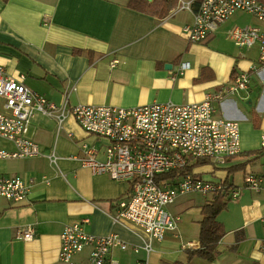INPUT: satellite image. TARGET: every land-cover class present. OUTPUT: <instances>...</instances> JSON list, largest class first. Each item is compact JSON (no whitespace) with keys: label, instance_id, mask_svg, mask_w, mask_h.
Wrapping results in <instances>:
<instances>
[{"label":"crops","instance_id":"1","mask_svg":"<svg viewBox=\"0 0 264 264\" xmlns=\"http://www.w3.org/2000/svg\"><path fill=\"white\" fill-rule=\"evenodd\" d=\"M128 0H0V66L6 75L23 76V84L55 104L67 95L77 104L135 107L153 102H199L208 91L226 84L240 71L258 64V47H238L228 37L235 26L255 24L236 12L201 42H189L181 27L192 22V10H175L157 18L127 7ZM263 1L264 0H260ZM117 60L115 66L111 62ZM180 63L188 67L178 72ZM171 65L170 66H168ZM218 116L239 121L240 152L223 163L192 168L205 180L231 185L230 198L217 219L225 233L211 260L193 257L187 264H264V67L251 72L249 89L216 105ZM28 136L40 155L0 158V178L21 176L33 181L26 198L14 202L0 196V264H64L59 260V235L64 225L87 217L94 235L116 233L127 249L113 248L117 264L186 262L187 251L199 247V221L206 196L183 194L166 209L177 217L176 228L161 241L151 240L137 227L114 221L120 200L132 194L131 181L107 173H92L81 163L82 144L97 146L100 157L108 140L85 132L71 116L61 125L36 112ZM0 149L11 151L1 139ZM54 153L56 161L47 155ZM231 167V170H229ZM246 174L262 179L258 191L244 185ZM199 195L193 200L183 196ZM26 224L34 226L29 241L17 238ZM192 246L188 247L187 244ZM136 246L138 251L132 248ZM87 250L76 258L86 260Z\"/></svg>","mask_w":264,"mask_h":264},{"label":"built area","instance_id":"2","mask_svg":"<svg viewBox=\"0 0 264 264\" xmlns=\"http://www.w3.org/2000/svg\"><path fill=\"white\" fill-rule=\"evenodd\" d=\"M192 1L178 0L175 10H191ZM236 12L251 15L256 23L235 25L228 37L238 47H258V64L238 72L221 87L205 93L199 102L176 104L170 101L153 102L123 108L110 105L77 104L67 106V95L59 104L32 91L23 84V76L12 77L0 66V139L11 142V151L0 149V158H27L40 155L38 143L28 136L29 125L36 112L54 117L61 125L67 116L87 133L108 140L100 157L97 146L82 144L81 163L92 173H107L117 181H131L132 194L120 200L113 214L114 221L131 224L148 239L142 248L152 250L150 241H161L168 231L176 228L177 217L166 207L177 197L197 192L209 197L223 190L220 180L198 177L188 166L197 158H209L223 163L226 157L240 152L239 121L216 114V105L226 97L249 89L251 72L264 67V2L260 0H200L192 22L181 27L182 36L189 42H201L219 24ZM117 60L111 62L115 66ZM180 63L178 72L187 69ZM264 148V131L260 135ZM51 162L56 155H47ZM178 172L173 180L158 181L159 174ZM262 179L246 174V188L258 191ZM33 181L21 176L1 177L0 196L19 202L26 198ZM234 199L238 190L229 193ZM264 242V213L261 217ZM89 219H80L63 226L59 235V260L64 264H117L110 259L113 248L127 249V244L116 234L94 235L87 227ZM17 238L29 241L34 237V226L26 224ZM191 247L192 244H187ZM264 248V246H263ZM134 251L139 248L133 246ZM87 250L86 260L77 256ZM135 264H148L138 259Z\"/></svg>","mask_w":264,"mask_h":264},{"label":"trees","instance_id":"3","mask_svg":"<svg viewBox=\"0 0 264 264\" xmlns=\"http://www.w3.org/2000/svg\"><path fill=\"white\" fill-rule=\"evenodd\" d=\"M7 2L8 0H3ZM200 0H193V9L196 10ZM178 0H128L127 7L135 11L145 13L157 18L165 17L171 9L175 8ZM264 154V148L255 151H250L247 154ZM230 157V156H229ZM227 159V157H226ZM209 159L197 158L187 168L192 169L195 166L209 163ZM231 170V167L230 169ZM178 175V172L170 171L167 173L159 174L158 181L173 180ZM230 186L226 184L223 190L214 192L209 196L206 202L201 207V219L199 221V247L187 251L186 262H176L174 264H187L193 257H200L206 260H211L217 254V246L225 233L223 224L217 219L220 212L225 210L230 200Z\"/></svg>","mask_w":264,"mask_h":264},{"label":"rangeland","instance_id":"4","mask_svg":"<svg viewBox=\"0 0 264 264\" xmlns=\"http://www.w3.org/2000/svg\"><path fill=\"white\" fill-rule=\"evenodd\" d=\"M187 1H189V0H187ZM190 1H192V5H191V10L193 11V12H195L196 10H197V8H196V10H194L193 9V0H190ZM200 2V1H199ZM178 3V2H177ZM199 4V3H198ZM198 7V6H197ZM245 15V18L247 19V20H250V18H252L251 16H249V14H244ZM1 140V139H0ZM199 195H190V196H183V197H181L178 201H180L181 199H183V198H190V199H193V200H197V199H199Z\"/></svg>","mask_w":264,"mask_h":264},{"label":"water","instance_id":"5","mask_svg":"<svg viewBox=\"0 0 264 264\" xmlns=\"http://www.w3.org/2000/svg\"><path fill=\"white\" fill-rule=\"evenodd\" d=\"M148 1L150 2V1H152V0H148ZM168 66H170V67H171V65H169V64H168Z\"/></svg>","mask_w":264,"mask_h":264}]
</instances>
